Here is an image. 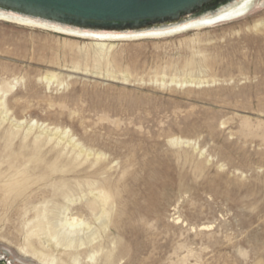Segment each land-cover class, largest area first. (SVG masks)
Wrapping results in <instances>:
<instances>
[{
	"label": "rangeland",
	"instance_id": "rangeland-1",
	"mask_svg": "<svg viewBox=\"0 0 264 264\" xmlns=\"http://www.w3.org/2000/svg\"><path fill=\"white\" fill-rule=\"evenodd\" d=\"M89 40L0 20V87L9 89L1 169L26 160L44 127L92 152L66 173L72 202L52 191L60 172L13 198L0 190V260L38 264L22 250L33 247L74 264L36 226L35 214L49 209L57 229L71 216L96 227L97 264H264V0L229 21L115 42L98 60L82 49ZM9 130L17 134L6 147ZM57 155L67 161L72 148L43 145L32 178L50 173ZM88 179L113 194L105 229L87 206Z\"/></svg>",
	"mask_w": 264,
	"mask_h": 264
},
{
	"label": "bare ground",
	"instance_id": "bare-ground-1",
	"mask_svg": "<svg viewBox=\"0 0 264 264\" xmlns=\"http://www.w3.org/2000/svg\"><path fill=\"white\" fill-rule=\"evenodd\" d=\"M221 1L222 0H214L199 8H196L194 11L186 15H181L166 21H161L154 24H142L139 26H128L125 28H93L80 24L55 21L31 13L16 11L2 4H0V20L44 28L48 29L49 31L51 30L75 37L88 38L91 41L89 40L90 42L87 44L84 43L82 49H92L93 58L98 60L108 55L110 50L116 45L115 42L122 41L124 39L136 40L140 38L173 35L191 29H199L220 22L229 21L247 14L251 8L255 7L258 0ZM76 68L78 67H75V69ZM51 79L52 76L45 77L46 82H50ZM123 79L127 80L126 76H124ZM178 83L191 84L193 82L184 79L178 81ZM197 84H202V82H197ZM8 91L9 89H2L0 87V109L2 110L5 109L6 104L4 97ZM3 112L4 110L2 113ZM33 124L26 126V129L24 130L25 135L22 140V148L28 146L26 143H24V141L31 132ZM16 125L19 127L20 123H17ZM16 134L17 131H8L5 143L6 147L12 144L13 138ZM50 141L55 142V145H61L65 147L69 146L72 148V158L68 159L67 161H61L57 155V157L52 161L46 162L47 167L51 169L50 173L37 175L35 178H32L33 173L30 169H28L29 163L33 160L35 162L44 161L43 158L39 157L41 147ZM29 146L32 148L31 153L29 157L21 163L16 162L15 159L12 161L9 160L7 162V168L2 170L1 165L3 162H0V190L3 197H5L4 199H8L9 197L13 198L24 193L29 187H31V185L36 183L37 179L47 177L49 180L51 174L60 172V177L57 178L58 181L56 180L50 184L52 186V191L60 193L62 198L72 202L73 199L69 200L68 197L70 188L67 180L65 179L66 173L75 169V167L80 163L78 158L82 154H85L86 159L92 155L91 150L86 149L79 142H75L72 135H69L68 131H60L58 128L47 127L41 128L38 134L32 136ZM12 153L15 154L14 152ZM7 157L11 159L9 155ZM98 158L99 154H95V158L91 162V166L96 164ZM67 167L70 168L65 170ZM99 170L100 169H95L89 174V176L95 177L96 175H99ZM51 180L55 179L51 178ZM97 183L98 182H95V180L91 179L85 181V184L89 187V193L91 194V198L87 201V206L91 212H93L95 220L100 222L99 225L101 228L105 229L107 228V223H105L104 220H101V218L109 216L112 203H114L113 194L107 188L106 184H104V182L100 184ZM77 184H79V182H77ZM50 211L51 210L49 209H43L42 211H38L35 214L34 218L36 219V226L42 232L44 231L49 234L50 240H52L56 246L58 245L59 247H63L66 255L73 259L74 264H80L79 257L83 254L86 260L83 261L84 264H97L96 257L103 251V248L99 245L97 247L93 246V243L98 235V230L96 227H92L88 222L81 218L71 216L66 218L63 217V220L58 219L59 228L57 229V224L51 220ZM85 228L91 229L89 233H86V230L84 231L85 233L83 232ZM82 232L84 235H81ZM88 246L91 247L90 250L87 248ZM116 247L115 243L112 242V249L105 254V260L110 259L112 250ZM30 249L31 250H24L22 248L24 253L30 254L38 264H58L54 258H46L41 251H36L33 247ZM113 256L114 255H112V257Z\"/></svg>",
	"mask_w": 264,
	"mask_h": 264
},
{
	"label": "water",
	"instance_id": "water-1",
	"mask_svg": "<svg viewBox=\"0 0 264 264\" xmlns=\"http://www.w3.org/2000/svg\"><path fill=\"white\" fill-rule=\"evenodd\" d=\"M212 1L214 0H0V4L55 21L93 28H125L186 15Z\"/></svg>",
	"mask_w": 264,
	"mask_h": 264
},
{
	"label": "flooded vegetation",
	"instance_id": "flooded-vegetation-1",
	"mask_svg": "<svg viewBox=\"0 0 264 264\" xmlns=\"http://www.w3.org/2000/svg\"><path fill=\"white\" fill-rule=\"evenodd\" d=\"M0 264H7V263H5L4 261L0 260Z\"/></svg>",
	"mask_w": 264,
	"mask_h": 264
}]
</instances>
